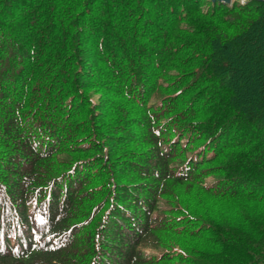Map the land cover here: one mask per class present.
Listing matches in <instances>:
<instances>
[{
	"label": "trees",
	"instance_id": "1",
	"mask_svg": "<svg viewBox=\"0 0 264 264\" xmlns=\"http://www.w3.org/2000/svg\"><path fill=\"white\" fill-rule=\"evenodd\" d=\"M0 264H264V0H0Z\"/></svg>",
	"mask_w": 264,
	"mask_h": 264
},
{
	"label": "water",
	"instance_id": "2",
	"mask_svg": "<svg viewBox=\"0 0 264 264\" xmlns=\"http://www.w3.org/2000/svg\"><path fill=\"white\" fill-rule=\"evenodd\" d=\"M219 1H222V2H229L230 0H219Z\"/></svg>",
	"mask_w": 264,
	"mask_h": 264
},
{
	"label": "rangeland",
	"instance_id": "3",
	"mask_svg": "<svg viewBox=\"0 0 264 264\" xmlns=\"http://www.w3.org/2000/svg\"><path fill=\"white\" fill-rule=\"evenodd\" d=\"M241 2L243 1V0H240Z\"/></svg>",
	"mask_w": 264,
	"mask_h": 264
}]
</instances>
